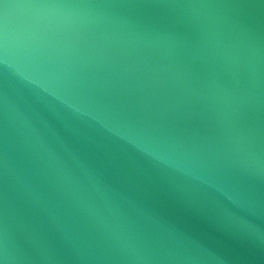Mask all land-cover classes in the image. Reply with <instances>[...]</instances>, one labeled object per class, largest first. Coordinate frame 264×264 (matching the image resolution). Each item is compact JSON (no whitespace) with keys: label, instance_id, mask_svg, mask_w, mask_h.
I'll return each instance as SVG.
<instances>
[{"label":"water","instance_id":"obj_1","mask_svg":"<svg viewBox=\"0 0 264 264\" xmlns=\"http://www.w3.org/2000/svg\"><path fill=\"white\" fill-rule=\"evenodd\" d=\"M0 264H264V0H0Z\"/></svg>","mask_w":264,"mask_h":264}]
</instances>
